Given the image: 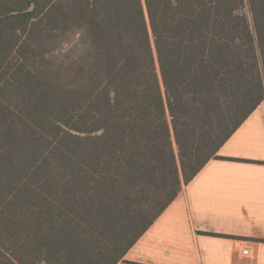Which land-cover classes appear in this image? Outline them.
Masks as SVG:
<instances>
[{
	"label": "trees",
	"instance_id": "obj_1",
	"mask_svg": "<svg viewBox=\"0 0 264 264\" xmlns=\"http://www.w3.org/2000/svg\"><path fill=\"white\" fill-rule=\"evenodd\" d=\"M264 102V0H0V264H118Z\"/></svg>",
	"mask_w": 264,
	"mask_h": 264
},
{
	"label": "crops",
	"instance_id": "obj_2",
	"mask_svg": "<svg viewBox=\"0 0 264 264\" xmlns=\"http://www.w3.org/2000/svg\"><path fill=\"white\" fill-rule=\"evenodd\" d=\"M118 264H264V102Z\"/></svg>",
	"mask_w": 264,
	"mask_h": 264
}]
</instances>
